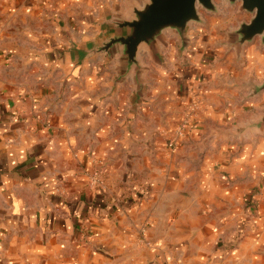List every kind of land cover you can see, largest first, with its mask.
I'll return each instance as SVG.
<instances>
[{
	"label": "crops",
	"instance_id": "1",
	"mask_svg": "<svg viewBox=\"0 0 264 264\" xmlns=\"http://www.w3.org/2000/svg\"><path fill=\"white\" fill-rule=\"evenodd\" d=\"M130 1L0 0V264H264V46L225 31L251 14L201 12L138 71L100 51Z\"/></svg>",
	"mask_w": 264,
	"mask_h": 264
},
{
	"label": "water",
	"instance_id": "2",
	"mask_svg": "<svg viewBox=\"0 0 264 264\" xmlns=\"http://www.w3.org/2000/svg\"><path fill=\"white\" fill-rule=\"evenodd\" d=\"M223 1L230 6L239 4V10L252 16L249 21H241L238 27L229 31L231 43L242 49L258 38L264 46V0ZM201 9L209 13L220 12L215 0H143L142 4L131 0L128 17L118 11L114 14V34L103 43L100 51L109 53L119 48L127 66L137 67L139 71L140 49H153L167 31L185 37L191 24L203 22ZM263 89L264 82L256 87L255 93ZM251 127H264V117L259 122H253Z\"/></svg>",
	"mask_w": 264,
	"mask_h": 264
},
{
	"label": "rangeland",
	"instance_id": "3",
	"mask_svg": "<svg viewBox=\"0 0 264 264\" xmlns=\"http://www.w3.org/2000/svg\"><path fill=\"white\" fill-rule=\"evenodd\" d=\"M215 2L218 4L219 9H221L219 14H227V12H231L232 10L236 9L237 6H239V4H237V6L236 5L230 6L227 3H225L223 0H215ZM201 12H202V14H207V12L204 11L203 9H201ZM215 18H217V17H215ZM217 19L219 22L225 21V17H223V16L218 17ZM227 19H229V18H227ZM232 21L234 24L229 23L228 26H226V29H225L226 32L230 31L233 28L238 27L239 23L241 22V20H236V19H233ZM230 36H229V32H228V40L232 39V37L230 38ZM255 40H259V39L256 38ZM166 146H167V144H166ZM167 149H169L168 146H167ZM169 150H171V149H169ZM150 226H151L150 224L145 223L141 227V229L139 231V235H140L139 241L145 245H148L150 248H153L155 245H157V243H155L156 242L155 240L151 241L149 238V230L148 229L150 228ZM153 250H155V249H153ZM153 259L152 260L154 261V264H193L191 258L186 259L185 261L181 260L179 257H177V255L175 253H173L172 249H170V248H168L167 251H163L162 255H158V258L155 257ZM211 259L213 260L215 258L212 257ZM229 261H231L230 258H229Z\"/></svg>",
	"mask_w": 264,
	"mask_h": 264
},
{
	"label": "built area",
	"instance_id": "4",
	"mask_svg": "<svg viewBox=\"0 0 264 264\" xmlns=\"http://www.w3.org/2000/svg\"><path fill=\"white\" fill-rule=\"evenodd\" d=\"M193 106H197L193 104ZM190 114L183 120L181 125H179L173 134L167 140V146L169 149H176L179 145V140L184 136L185 130L190 127ZM106 175H107V163L105 160L98 159L96 166L87 173L88 185L91 189L103 190L106 185Z\"/></svg>",
	"mask_w": 264,
	"mask_h": 264
}]
</instances>
